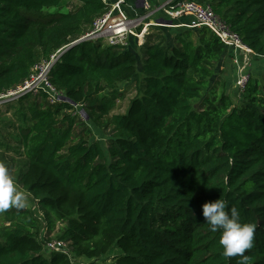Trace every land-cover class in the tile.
I'll return each instance as SVG.
<instances>
[{
  "label": "trees",
  "instance_id": "16d2710c",
  "mask_svg": "<svg viewBox=\"0 0 264 264\" xmlns=\"http://www.w3.org/2000/svg\"><path fill=\"white\" fill-rule=\"evenodd\" d=\"M179 1L211 6L253 62L264 60V0ZM109 10L105 0H0V98ZM184 28L172 45L162 28L141 47L136 38L128 47L78 44L50 73L67 102L18 98L21 119L9 135L23 150L20 184L36 207L5 212L0 264H239L223 256L220 232L203 217L202 206L220 198L256 226L245 255L264 264V76H250L235 102L221 70L227 47L207 28ZM125 84L136 94L117 114ZM74 105L109 131L106 150ZM58 227L67 254L45 251Z\"/></svg>",
  "mask_w": 264,
  "mask_h": 264
},
{
  "label": "built area",
  "instance_id": "2783aa9c",
  "mask_svg": "<svg viewBox=\"0 0 264 264\" xmlns=\"http://www.w3.org/2000/svg\"><path fill=\"white\" fill-rule=\"evenodd\" d=\"M127 0H117L114 5L109 4L107 14L95 20L92 30L74 41L69 46L59 50L51 56L50 60L33 68L28 80L16 91L0 98H20L27 94L40 95L44 93L48 102L52 105L67 102L68 99L61 94L50 81V73L61 56L70 48L84 42H102L112 47H128L130 38H136L138 47L144 45L146 36L153 28H164L162 23L155 22L154 16L164 14L167 19L176 22L178 19L189 18L180 26L189 29H209L227 47L230 60L235 68L234 79L236 89L244 92L250 81L249 69L253 62L254 52L244 43L241 36L233 32L230 26L216 15L211 6H203L192 1L167 0L153 5L152 0H142L145 13L130 18L123 9ZM175 25V24H173ZM10 102V101H9ZM75 108L79 106L74 105ZM45 236V234H44ZM43 236V237H44ZM45 251L49 253H68V246L60 241H51L45 245Z\"/></svg>",
  "mask_w": 264,
  "mask_h": 264
},
{
  "label": "rangeland",
  "instance_id": "374dc122",
  "mask_svg": "<svg viewBox=\"0 0 264 264\" xmlns=\"http://www.w3.org/2000/svg\"><path fill=\"white\" fill-rule=\"evenodd\" d=\"M105 1H109V0H105ZM114 2H112V5ZM125 6V4L123 5ZM71 9L73 8V5L70 7ZM123 8V7H121ZM168 20V21H167ZM165 21L162 22V25H164L165 27L162 28L161 30H164L166 36L168 37L169 43L170 45H172L173 42V38L174 36L177 34V32H181V30L185 29L184 27L180 26L181 22H177L174 23L175 25H173L169 19H167ZM158 28H153L151 32H156ZM194 41H197V37H194ZM138 48V47H137ZM139 52V48L137 50V53ZM228 66L224 67V72L225 74L223 75V79L226 81L227 83V93L230 94L233 99L235 100V102H239L240 101V95H234L236 89V82H235V77H232L233 72L230 68V65L232 64V62H229V58H227V62ZM233 65V64H232ZM139 69H141V67L139 66ZM251 69V78H259L260 80H262V77L264 76V60L261 61H254L252 62V65L250 67ZM223 72V71H222ZM217 76L221 75L220 70L216 73ZM234 76V75H233ZM218 77H215L212 79L211 84L214 85L215 80ZM128 86V89H126ZM130 85H123L121 86L120 92L126 93L125 95V100L122 101L118 107L115 113L117 114H125L127 112V109L129 108L130 105V101L134 98L135 96V89L134 88H129ZM38 98L40 97H36L32 96L29 97L28 102L29 103H34L35 100H38ZM10 101V102H9ZM26 104V103H25ZM199 103L196 105V108L198 107ZM21 111V104L18 101V98H4L0 100V162L4 163L7 168L9 169L17 187L20 189L21 192L25 193L28 197V206L26 207V209L29 208H35L36 207V203H34L33 199L26 193V191H24V189L22 188L21 184H20V176L23 173V171L25 170V166H26V158L24 156L23 150L20 149L19 144L17 141H12L10 139V135L11 133L9 132H13L14 135L17 134V128L16 126L19 125V119H21L19 116V112ZM74 114L75 116H80L83 120L90 122L89 120V116L87 115V113L84 110H81L79 107L76 108V110H74ZM69 113H72L71 110H69ZM89 127L90 130L93 133V140L96 141H100L103 148L106 150L108 141L110 139V135H109V131H104L103 129H99L97 128L94 124H92L91 122L89 123ZM9 144L12 145V148L10 151H5L6 146ZM9 209H13V208H9ZM8 209V210H9ZM5 212H0V233L1 230H3L4 228L7 227L6 224V220H5ZM60 227V226H59ZM57 228L55 230V232H53L51 234L50 239L52 241H56L57 240V236L59 234V229ZM45 234V233H44ZM82 264H113V260H108L106 262L104 261H91V262H85Z\"/></svg>",
  "mask_w": 264,
  "mask_h": 264
},
{
  "label": "clouds",
  "instance_id": "9594fccd",
  "mask_svg": "<svg viewBox=\"0 0 264 264\" xmlns=\"http://www.w3.org/2000/svg\"><path fill=\"white\" fill-rule=\"evenodd\" d=\"M27 202V195L17 187L7 166L0 162V212L9 208L25 209ZM202 211L210 230L220 232L219 244L223 248V256H239V264H249L250 257L245 252L254 247L256 226L242 222L238 208L233 206L228 210L222 198L205 203Z\"/></svg>",
  "mask_w": 264,
  "mask_h": 264
},
{
  "label": "crops",
  "instance_id": "0c3cea01",
  "mask_svg": "<svg viewBox=\"0 0 264 264\" xmlns=\"http://www.w3.org/2000/svg\"><path fill=\"white\" fill-rule=\"evenodd\" d=\"M116 1L117 0H109L108 2H109V4L112 5V2L115 3ZM165 1H167V0H152V3H153V5H155L156 3H162V2H165ZM122 9L125 12V14L128 17H130V18H134V17L140 16V15H142V14L145 13L144 8L142 6V0H127L125 6H123ZM165 20H167V18L165 17L164 14H157V15L154 16V21L155 22L162 23ZM177 22H181L180 24L183 23L181 21V19H178L176 22H171V23L174 24V23H177ZM227 58L228 57L225 58L224 64L221 67V70L222 71H224L223 69H224L225 66L226 67L228 66V63H226L227 62ZM229 62L231 63V60L230 59H229ZM230 68H231V70L233 72V75H234V67H233L232 64L230 65ZM233 75H232V77H234Z\"/></svg>",
  "mask_w": 264,
  "mask_h": 264
}]
</instances>
